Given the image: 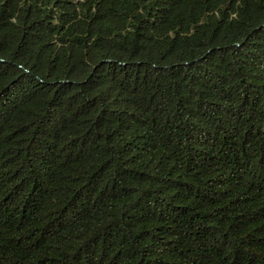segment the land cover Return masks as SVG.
I'll list each match as a JSON object with an SVG mask.
<instances>
[{"label":"trees","instance_id":"obj_1","mask_svg":"<svg viewBox=\"0 0 264 264\" xmlns=\"http://www.w3.org/2000/svg\"><path fill=\"white\" fill-rule=\"evenodd\" d=\"M0 264H264V0H0Z\"/></svg>","mask_w":264,"mask_h":264}]
</instances>
